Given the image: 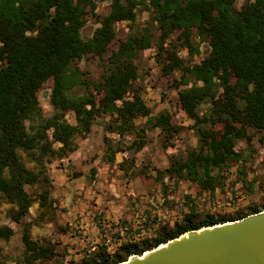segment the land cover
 Returning <instances> with one entry per match:
<instances>
[{
	"label": "trees",
	"instance_id": "trees-1",
	"mask_svg": "<svg viewBox=\"0 0 264 264\" xmlns=\"http://www.w3.org/2000/svg\"><path fill=\"white\" fill-rule=\"evenodd\" d=\"M80 1L93 6L92 0ZM136 6L137 0H111V13L92 38L84 39L80 2L0 0V195L18 207L15 221L27 215L33 203L25 186L48 180L43 170L36 173L26 167L20 151L44 166L51 157L74 151V139L89 133L101 114L116 113L123 122L118 126L121 133L131 130L139 115L149 116L141 98L125 99L137 79L132 59L139 50L150 47L148 37H131L112 52L100 84L102 98L73 94L81 77L75 63L90 54L100 58L108 54L116 39V24L135 20ZM153 6L165 37L181 31L187 47H192L193 35L207 40L211 47L209 56L199 64L184 66L175 53L166 67L169 73L180 70L201 83L179 94L183 110L198 128L201 144L188 156L175 158L165 173L214 190L220 182L214 172L226 171L242 159L236 151L238 142L250 141V131L264 133V0H246L239 10L236 0H153ZM49 82L55 114L45 118L38 93ZM206 103L210 104L209 113L200 116L199 108ZM70 111L77 115L76 125L65 119ZM159 120L164 129H172L169 116L162 115ZM55 144L60 147L54 148ZM41 199L43 206L48 205V194ZM262 211L264 199L232 215L200 213L193 205L173 226H159L151 238L124 244L114 253L103 245L69 264H119L191 231ZM12 235L10 228H0V240ZM23 241L20 264H53L55 249L50 243L34 241L29 229Z\"/></svg>",
	"mask_w": 264,
	"mask_h": 264
},
{
	"label": "rangeland",
	"instance_id": "rangeland-1",
	"mask_svg": "<svg viewBox=\"0 0 264 264\" xmlns=\"http://www.w3.org/2000/svg\"><path fill=\"white\" fill-rule=\"evenodd\" d=\"M74 1L80 2L84 12L82 36L90 39L111 13V0H92V7ZM245 3L246 0H236L237 10ZM135 14V20L116 24V39L108 54L103 58L90 54L75 63L81 77L73 94L102 98L100 84L112 52L131 37H148L150 47L139 50L132 59L137 79L125 99L141 98L149 116L139 115L133 120V128L121 133L118 126L123 122L116 113L101 114L89 133L74 139V151L51 157L44 166L20 151L26 167L36 173L43 170L48 180L25 186L33 203L19 222L15 221L18 207L0 195V228L13 231L10 239L0 240V264H20L27 229L34 241L54 247L53 264H69L81 261L103 245L114 253L124 244L151 238L159 226H173L193 205L200 213L232 215L264 199V133L254 130L249 132L250 141H239L236 146L242 159L226 171L214 172L220 176L214 190L165 173L175 158L188 156L201 144L198 128L179 98L181 91L201 83L180 70L169 73L166 67L175 53L184 66L199 64L209 56L211 47L196 35L191 38L192 47H187L181 31L165 37L153 0H137ZM221 92L220 89L218 95ZM51 95L49 82L38 93L45 118L55 114ZM117 104L121 106L122 102ZM209 109L210 104H202L200 116L207 115ZM162 115L169 116L170 131L161 124ZM65 119L71 125L77 124L74 111L66 113ZM49 135L52 139V131ZM44 194H48L46 206L41 199Z\"/></svg>",
	"mask_w": 264,
	"mask_h": 264
},
{
	"label": "water",
	"instance_id": "water-1",
	"mask_svg": "<svg viewBox=\"0 0 264 264\" xmlns=\"http://www.w3.org/2000/svg\"><path fill=\"white\" fill-rule=\"evenodd\" d=\"M163 245L119 264H264V211Z\"/></svg>",
	"mask_w": 264,
	"mask_h": 264
},
{
	"label": "bare ground",
	"instance_id": "bare-ground-1",
	"mask_svg": "<svg viewBox=\"0 0 264 264\" xmlns=\"http://www.w3.org/2000/svg\"><path fill=\"white\" fill-rule=\"evenodd\" d=\"M163 246H164V245H163ZM146 253H147V252H146ZM146 253H145V254H146ZM140 256H142V255H140Z\"/></svg>",
	"mask_w": 264,
	"mask_h": 264
}]
</instances>
